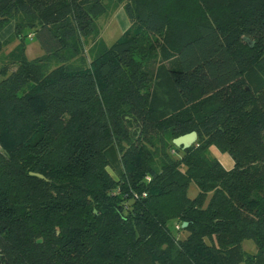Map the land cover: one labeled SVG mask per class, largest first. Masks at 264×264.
Segmentation results:
<instances>
[{
  "label": "trees",
  "instance_id": "trees-1",
  "mask_svg": "<svg viewBox=\"0 0 264 264\" xmlns=\"http://www.w3.org/2000/svg\"><path fill=\"white\" fill-rule=\"evenodd\" d=\"M218 2L220 17L191 25L172 0H0V33L13 24L0 39V160L33 181L26 200L0 184V264H264V0ZM118 8L131 33L108 46L98 20ZM27 38L41 56L27 58ZM161 52L166 99L147 100L134 55ZM98 97L116 103L120 135L105 121L63 126ZM193 130L189 148L172 143Z\"/></svg>",
  "mask_w": 264,
  "mask_h": 264
},
{
  "label": "rangeland",
  "instance_id": "rangeland-1",
  "mask_svg": "<svg viewBox=\"0 0 264 264\" xmlns=\"http://www.w3.org/2000/svg\"><path fill=\"white\" fill-rule=\"evenodd\" d=\"M204 1L206 2V4L204 2L200 3L199 0H172L170 8L172 11L174 10L178 12L183 18L191 22V25H195L199 21L211 20L214 17L213 15H217L218 17H220L221 13H219L218 11L220 10V4L218 0H204ZM108 15L109 14L107 13L102 17H100L98 23L101 28V36L103 40L108 46H111L112 44L118 41H122L126 39L131 33V28H130V23L128 22L125 14H123L124 18H120L117 14L112 16L110 15L108 16ZM12 29H13V24L9 25L6 29H4L0 33V39L2 41L6 40L8 36L11 34ZM139 39L140 36L137 39L140 42ZM26 45H27L26 55L28 59H33L42 55L43 53L42 49L40 48L37 41L27 38ZM241 45L243 46L244 50H248L246 43H242ZM12 46L13 43L7 45L4 48V51H8ZM257 50L258 47L253 50V53H256ZM162 54L163 52L159 54V57L155 56V54L143 55V56L138 54L134 55L135 59L141 61V67H144V73L145 74L147 73V79L146 82L143 84V88H142V93L147 100H149L150 96L152 95H156V97L161 101L166 99L165 98L166 88L162 84H160L159 79L153 76L155 70L159 65V59ZM155 58L157 60H154ZM123 87H125V79L118 80L114 83V91H119ZM200 98H201L200 94L196 92L194 95L195 103L197 104L200 103L202 101V99ZM115 109H116V103L112 100V98L98 97L97 101H94L87 108L84 115L81 116L80 118L81 121L79 120L78 122H76L74 121L76 119H72L68 123L66 122L65 124H63V126L66 128L70 124L69 126L75 129L79 123H80L79 125H81L83 122L86 121H93V120L105 121V123L109 125L108 126L109 134H112V132L114 133L116 132V134L120 135V131L118 130L119 127L116 124L117 119L119 118L115 114ZM160 111L161 112L163 111L162 108L159 111H155L152 109V111L150 112L151 119L154 121L156 119H162ZM163 114L167 116L168 112L165 110ZM124 123L133 136L139 135L138 134L139 130L136 127L137 122L133 123L129 118H125ZM56 150L57 147L55 148V152L59 151ZM58 153L61 156L63 155L61 152ZM209 153L212 157H215L219 161V163L224 169L230 170L233 168L234 161L229 153L222 152L218 150L215 146H210ZM56 160H57L56 155H54L51 160H48V162L50 161L51 163V165H49V168L52 171H55V169L57 168ZM13 161L16 163L18 168L23 169V167L21 168L20 161H17L15 158ZM11 166H9V164L3 163L0 160V184H3L5 187H10L15 192H20L19 198L22 200H26L25 197L28 196L29 186L32 184L33 181L29 180L23 173L14 171L13 164ZM110 172L112 175L115 176V173L112 170H110ZM32 173L33 172H28L27 174L36 176ZM197 194H198V189L196 185L194 183H190L186 191L187 197L189 199H193L197 196ZM210 198H211V193H207L204 200V206H207V204L210 201ZM173 232L176 234L174 230ZM178 237L184 238L186 237V234L180 233L178 234ZM241 246L245 251L249 253H254L256 251V247L251 240L242 241Z\"/></svg>",
  "mask_w": 264,
  "mask_h": 264
},
{
  "label": "water",
  "instance_id": "water-1",
  "mask_svg": "<svg viewBox=\"0 0 264 264\" xmlns=\"http://www.w3.org/2000/svg\"><path fill=\"white\" fill-rule=\"evenodd\" d=\"M125 118H129L133 123H136V118L132 117V116H129V115H125L124 116V119ZM136 127L138 128L139 132H140V124L139 123H136ZM197 132L196 131H190L188 133H185V134H182V135H179L175 138L172 139V143L176 146V147H179L181 148L182 150H185L187 148H189L196 140H197ZM40 178H42L43 176L41 174H38V173H32ZM187 223L186 222H183L182 226H186Z\"/></svg>",
  "mask_w": 264,
  "mask_h": 264
},
{
  "label": "crops",
  "instance_id": "crops-1",
  "mask_svg": "<svg viewBox=\"0 0 264 264\" xmlns=\"http://www.w3.org/2000/svg\"><path fill=\"white\" fill-rule=\"evenodd\" d=\"M115 14H117L120 18H124V15L123 14H125L124 13V11H123V9L122 8H118V9H116L113 13H110L109 15L110 16H112V15H115ZM108 15V16H109ZM126 15V14H125ZM108 18V17H107ZM127 20H128V18H127ZM128 22H129V20H128ZM11 25V24H10ZM9 26V25H8Z\"/></svg>",
  "mask_w": 264,
  "mask_h": 264
}]
</instances>
